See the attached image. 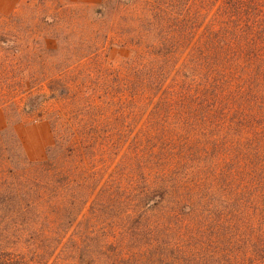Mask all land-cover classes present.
<instances>
[{
    "label": "rangeland",
    "instance_id": "rangeland-1",
    "mask_svg": "<svg viewBox=\"0 0 264 264\" xmlns=\"http://www.w3.org/2000/svg\"><path fill=\"white\" fill-rule=\"evenodd\" d=\"M153 1L0 0V258L264 264V60L242 61L221 122L181 117L133 84L174 31Z\"/></svg>",
    "mask_w": 264,
    "mask_h": 264
},
{
    "label": "trees",
    "instance_id": "trees-1",
    "mask_svg": "<svg viewBox=\"0 0 264 264\" xmlns=\"http://www.w3.org/2000/svg\"><path fill=\"white\" fill-rule=\"evenodd\" d=\"M153 3V18L174 31L165 35L155 53L165 62L164 66L143 67L144 71L134 69L133 84L139 85L138 89L148 88L149 94L155 93L161 105L169 106L173 101L178 113L187 120L221 122L228 104L227 86L230 80L237 82L242 61L264 60V0H155ZM175 19L177 24L172 29L169 21ZM185 53L186 79L178 88L162 91L159 86L167 75L168 59ZM62 149V140L57 139L55 148L47 153V161L52 152L58 155ZM43 173L48 175L47 167ZM22 263L10 257L0 258V264Z\"/></svg>",
    "mask_w": 264,
    "mask_h": 264
}]
</instances>
